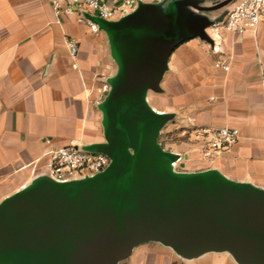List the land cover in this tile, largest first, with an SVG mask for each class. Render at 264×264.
Listing matches in <instances>:
<instances>
[{"label": "crops", "instance_id": "0c3cea01", "mask_svg": "<svg viewBox=\"0 0 264 264\" xmlns=\"http://www.w3.org/2000/svg\"><path fill=\"white\" fill-rule=\"evenodd\" d=\"M171 1L150 0L130 21L109 27V21L56 17L49 0H0V204L47 176V152L106 143L112 80L144 38L176 36L166 12ZM192 1L201 9L171 8L179 40L151 41L131 63L119 111L145 89L146 107L171 116L164 127L178 122L191 167L264 192V16L254 31L212 28L228 5L214 7L225 0ZM70 40L79 45L75 59ZM222 127L239 130V141L213 161L202 160L199 131ZM145 246L127 264H214Z\"/></svg>", "mask_w": 264, "mask_h": 264}, {"label": "water", "instance_id": "95a60500", "mask_svg": "<svg viewBox=\"0 0 264 264\" xmlns=\"http://www.w3.org/2000/svg\"><path fill=\"white\" fill-rule=\"evenodd\" d=\"M176 4L201 9L192 0L167 5L176 36L142 40L112 80L104 105L106 143L83 147L107 155L111 165L95 177L69 183L42 175L33 187L1 203L0 264H119L149 242L185 256L230 249L242 264H264V192L213 170L176 172L172 164L180 156L159 142L171 116L146 107L145 89L134 91L131 103L119 111L123 82L147 43L179 40L171 14ZM135 13L108 25L128 22ZM89 19L95 25L103 21Z\"/></svg>", "mask_w": 264, "mask_h": 264}, {"label": "built area", "instance_id": "2783aa9c", "mask_svg": "<svg viewBox=\"0 0 264 264\" xmlns=\"http://www.w3.org/2000/svg\"><path fill=\"white\" fill-rule=\"evenodd\" d=\"M56 17L77 16L91 25L89 17L116 22L131 15L141 4L150 0H49ZM264 16V0H234L228 5L221 22L212 28H224L242 33L255 30ZM93 27V26H92ZM69 53L76 58L79 52L77 41L68 42ZM228 70V67H224ZM203 140L200 156L202 160L213 161L219 154L231 149L239 141V130L229 127L200 130ZM45 171L49 178L58 183L92 178L106 171L111 159L82 146L70 144L46 153Z\"/></svg>", "mask_w": 264, "mask_h": 264}, {"label": "rangeland", "instance_id": "374dc122", "mask_svg": "<svg viewBox=\"0 0 264 264\" xmlns=\"http://www.w3.org/2000/svg\"><path fill=\"white\" fill-rule=\"evenodd\" d=\"M174 128L164 127L162 129L159 142L163 148L167 151L177 153L180 155L181 161L177 163L176 168L174 169L176 172H184V173H196L200 172L197 171L195 168L191 167L188 163V159L185 160L184 155L185 151L181 150L182 142H185V134L182 132V129L178 126V122L173 121ZM145 247H149L155 249L157 254L162 256L172 257L173 259H185L188 260H197L203 259L202 262H211L214 264H242L235 253L230 249H220V250H212V249H205L202 252L194 255L185 256L182 253L178 252L175 248L170 246H165L158 242H149L144 244ZM142 246V245H141ZM140 247V246H139ZM137 247L134 249L133 253L124 261L120 262L119 264H127L137 256L139 249ZM184 261V260H181ZM201 262V261H200Z\"/></svg>", "mask_w": 264, "mask_h": 264}, {"label": "bare ground", "instance_id": "6f19581e", "mask_svg": "<svg viewBox=\"0 0 264 264\" xmlns=\"http://www.w3.org/2000/svg\"><path fill=\"white\" fill-rule=\"evenodd\" d=\"M159 114V113H158ZM177 154V153H175ZM178 156H180L179 154H177ZM181 161V159H178L177 161H175L173 164H172V168L175 169L176 168V165L177 163H179Z\"/></svg>", "mask_w": 264, "mask_h": 264}]
</instances>
